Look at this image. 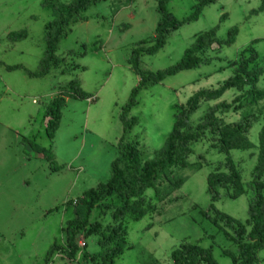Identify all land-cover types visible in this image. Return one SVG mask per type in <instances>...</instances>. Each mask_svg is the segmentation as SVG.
Returning <instances> with one entry per match:
<instances>
[{
  "label": "rangeland",
  "instance_id": "1",
  "mask_svg": "<svg viewBox=\"0 0 264 264\" xmlns=\"http://www.w3.org/2000/svg\"><path fill=\"white\" fill-rule=\"evenodd\" d=\"M44 1L0 0V264H42L52 244H64L62 229L73 219L75 202L85 191L109 180L123 135L125 144L135 145L144 162L152 160L172 130L177 106L197 91L214 89L230 78L233 67L228 63L237 60L241 52L252 46L264 69V12L251 15L261 0L217 1L204 8L197 21L171 32L156 54L141 57V70L157 72L177 64L198 34L215 27L218 40H224L228 31L237 27L235 42L219 50L212 46L201 55L206 63L143 89L124 114L140 81L128 60L140 42H145L144 47L153 45L151 39L160 20L156 1L92 3L75 16L70 31L60 40L56 55L63 61L59 67L44 78H29L22 70L9 71L6 66L37 70L45 52V26L54 18L43 6ZM59 1L68 4L73 0ZM196 4L197 0H167L165 6L173 18L182 21L191 16ZM20 30L27 32L25 40H6L7 34ZM72 80L78 81L91 99L66 100L59 128L50 141L45 106ZM255 88H264V73ZM235 94V90H228L218 102H230ZM213 104L202 103L193 121ZM262 107L264 101L253 113ZM241 113L227 114L226 122L239 120ZM125 119L135 121L127 134ZM263 125V118L250 121L248 139L254 146ZM210 139L192 146L188 163L200 167L186 170V182L172 197L160 202L151 189L145 191L147 214L141 220H133L130 215L124 219L127 247L114 264H144L150 256L160 264H172V252L187 241L210 248L218 264H233L226 253L236 252L234 244L200 212L209 211L213 203L235 220L244 223L248 219L252 197L248 183L257 151H231L246 192L233 199L230 190L220 188L219 200L213 201L207 193L206 179L218 170L226 155L212 149ZM33 143L50 151L52 160L34 151ZM118 201L112 197L95 207L91 223L110 224V213ZM77 244L80 249L74 261L59 254L50 264H87L85 255L100 251L96 237L85 233L78 235ZM258 258V264H264V250Z\"/></svg>",
  "mask_w": 264,
  "mask_h": 264
},
{
  "label": "trees",
  "instance_id": "2",
  "mask_svg": "<svg viewBox=\"0 0 264 264\" xmlns=\"http://www.w3.org/2000/svg\"><path fill=\"white\" fill-rule=\"evenodd\" d=\"M109 0H73L64 4L59 0H45L43 6L49 8L54 18L47 23L44 31L45 52L36 71L16 65L6 66L9 71L22 70L29 78H44L51 69H57L63 61L56 55L60 40L70 31V24L75 16L86 10L92 3ZM157 3L160 20L152 37L153 45L144 47L145 42H140L131 52L128 60L130 69L140 78L137 87L133 90L125 113L134 105L140 91L162 82L166 77L177 75L186 70L199 67L207 61L201 55L216 45L217 50L231 46L238 35L237 27L231 28L224 40L216 38L217 27L198 34L193 43L184 51L181 60L162 71L144 72L140 67L143 56L156 54L166 42L169 34L183 24L197 21L204 8L222 0H197L192 7V14L187 19L178 21L167 11V0H155ZM264 12V0L258 9L251 12L257 15ZM226 15L222 16V19ZM27 32L20 30L7 34L6 40L11 43L23 41ZM71 55V52L70 54ZM233 75L220 83L216 88L202 89L191 95L185 104L177 106L173 116V127L166 138L164 147L152 160L144 162L137 147L125 144L124 135L119 141L118 156L111 163L110 178L105 183L98 184L95 188L85 191L73 206V219L69 220L62 229L64 244H52L47 251L42 264H50L53 257L63 255L74 261L80 247L77 237L81 233L86 236L96 237L100 251L93 255H85V263L114 264L127 247L124 219L130 215L133 220H141L148 211L143 205L144 193L151 189L154 197L162 202L172 197L174 192L186 182L187 169L197 171L199 164L191 167L188 158L193 153L192 146L202 141L209 140L211 148L226 155L218 170L207 176V193L213 201H218V189L230 190L229 196L237 199L246 189L242 184V173L237 163L230 156L231 151L256 150V166L252 172L248 188L252 197L248 206V219L242 223L218 211L213 203L209 211L200 212L202 216L214 225L225 239L231 241L236 249L235 253L227 251L233 264H258V253L264 250V125L258 133V144L254 146L248 139L250 121L264 119V107L253 111L259 102L264 101V88H255L264 69L259 65V56L252 46L241 52L237 60L230 61ZM65 72V71H63ZM61 72V73H63ZM235 90L236 94L230 102H218L228 90ZM69 98L89 100L91 95L80 88L76 80L70 81L61 87L58 93L45 106L44 119L46 120L47 137L53 141L59 128L61 110ZM202 103H214L207 106L202 116L193 121V116ZM244 111V112H243ZM240 119L227 123V114L240 113ZM134 120H124V134H127ZM32 149L40 153L49 162L52 153L41 147L31 144ZM115 197L119 203L115 204L110 213L111 221L107 226L101 222L91 223L90 218L95 207L103 204L109 198ZM113 205V204H112ZM107 206H111L108 204ZM232 232L233 234H231ZM172 264H218L210 248H203L198 242H184L176 248L171 255ZM144 264H160L157 260L148 257Z\"/></svg>",
  "mask_w": 264,
  "mask_h": 264
}]
</instances>
